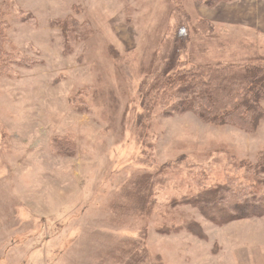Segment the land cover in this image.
I'll use <instances>...</instances> for the list:
<instances>
[{"label":"rangeland","instance_id":"374dc122","mask_svg":"<svg viewBox=\"0 0 264 264\" xmlns=\"http://www.w3.org/2000/svg\"><path fill=\"white\" fill-rule=\"evenodd\" d=\"M258 59L264 0H0V264H264V213L190 202L251 195L264 119L174 110L162 81Z\"/></svg>","mask_w":264,"mask_h":264},{"label":"trees","instance_id":"16d2710c","mask_svg":"<svg viewBox=\"0 0 264 264\" xmlns=\"http://www.w3.org/2000/svg\"><path fill=\"white\" fill-rule=\"evenodd\" d=\"M258 60L255 64H250L251 66L246 65L250 67L246 68L243 78L239 80L220 77L221 70L216 75L210 74L208 78L200 80L202 76L200 73H196L194 77H188L189 71L180 69L181 65H177L175 71L162 79L163 83L171 87L169 84L172 78L178 75L184 76L182 82L175 84L182 88L177 87L176 94L174 97L172 95L176 101L168 105L174 110L194 111L201 119H207L213 123L230 124L245 132H253L259 122L264 119V109L260 105L264 101V59ZM223 69L230 72V68L222 67ZM226 82L228 84L225 87ZM246 170L251 172L245 177L246 180L252 181L250 185L252 192L249 197L242 195L241 199L234 201L235 197L231 196V193H235L238 189L231 190L232 187L228 185H219L205 191L207 195L205 201L208 199L205 204L200 200L203 194L189 201L199 207L201 215L214 224L261 216L264 213V192L259 188H264V154L258 157L256 163L248 164ZM238 191L244 193V190ZM150 196L149 188L147 197ZM145 199H147L146 196ZM208 201H211V206L206 205ZM212 202L220 207L212 210Z\"/></svg>","mask_w":264,"mask_h":264}]
</instances>
